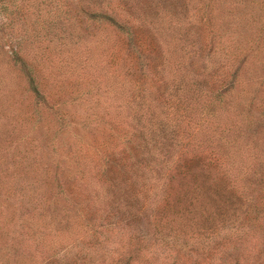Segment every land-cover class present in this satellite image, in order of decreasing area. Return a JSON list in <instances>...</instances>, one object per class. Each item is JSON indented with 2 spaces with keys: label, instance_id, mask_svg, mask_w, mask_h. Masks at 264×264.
Returning a JSON list of instances; mask_svg holds the SVG:
<instances>
[{
  "label": "rangeland",
  "instance_id": "obj_1",
  "mask_svg": "<svg viewBox=\"0 0 264 264\" xmlns=\"http://www.w3.org/2000/svg\"><path fill=\"white\" fill-rule=\"evenodd\" d=\"M56 3L52 0L51 6ZM218 9L226 20L237 17L230 29L247 38L237 49V44L230 48L227 43L226 52L234 55L238 94L251 109L252 139L261 135L264 142V0H218ZM34 10L31 7L25 15L28 23L36 21ZM54 15L43 9L39 18L47 21ZM1 23H8L2 15L0 27ZM42 25L39 33L44 40L40 37L39 44L35 41L27 51L33 56L42 49L39 77L48 103L53 113L59 108L69 123L60 131L50 112L41 110V121L27 132L31 97H21L18 88L0 92V120L7 122L0 127V264H234L235 259L264 264V180L259 179L264 170L253 168L247 179L246 171L232 175L231 187L219 186L218 196L211 195L187 219L165 218L155 233L135 219L116 216L117 201L102 214L101 207L82 205L89 198L77 191L71 168L65 173L68 201L73 203L62 198L52 183L55 170L48 157L53 147L41 153L31 151L36 148L32 142L49 133L59 150L54 152L69 160L67 165L75 157L96 162L110 157L127 131L124 110L123 118L120 115L122 81L130 82L136 91L143 78L137 58L128 55L121 42L109 37L107 44L96 47L94 42L106 32L93 25L81 27L73 14L65 24L70 36L60 26ZM25 30L34 33L29 24ZM200 32L204 50L217 60L218 38L211 41L206 27ZM9 33V28L0 30L5 51L16 44ZM145 61L151 70L160 64L154 53ZM145 81L152 87L158 78L145 73ZM216 133L219 138L218 129ZM199 137L204 141L206 130ZM125 197L137 206L134 193ZM144 246L152 252L149 259L140 258Z\"/></svg>",
  "mask_w": 264,
  "mask_h": 264
},
{
  "label": "trees",
  "instance_id": "obj_2",
  "mask_svg": "<svg viewBox=\"0 0 264 264\" xmlns=\"http://www.w3.org/2000/svg\"><path fill=\"white\" fill-rule=\"evenodd\" d=\"M51 2L0 0V15L8 22L1 23L0 30L9 28L10 38L16 43L12 50L5 51L0 42V92L18 88L21 97H31L33 112L27 132L41 121V110L50 112L60 131L69 123L59 108L53 113L48 103L39 77L42 49L33 56L27 51L42 38V24L60 26L70 36L65 24L73 14L81 27L89 29L93 25L105 31L106 37L94 42L96 47L107 44L109 37L121 42L126 53L137 58L143 78L137 92L130 82L122 81L120 115L124 110L127 131L124 142L112 149L110 157L104 156L99 162L75 157L67 165L69 160L54 152L59 150L49 133L35 142L30 140L36 145L31 151L41 153L53 147L48 157L55 170L52 183L65 201L69 200L65 172L71 168L77 191L89 198L82 205L101 207L102 214L117 201L120 207L116 216L135 219L155 233L165 218L187 219L211 195L218 196L219 186L231 187L232 175L246 171L247 179L253 168L263 173L264 142L261 135L256 141L252 139L251 109L238 94L239 70L231 58L234 55L226 52L227 43L230 48L237 44V49L247 38L231 31L237 17L226 20L218 9V0H57V6H51ZM31 7L37 16L36 21L28 23L25 15ZM43 9L48 15L51 11L56 15L42 21L39 16ZM27 24L33 26L34 33H26ZM204 27L211 41L218 38L217 60L211 59L213 55L201 45L200 30ZM153 53L159 56L160 64L151 70L145 60ZM145 73L158 78L152 87L145 81ZM5 125L7 122L0 120V127ZM205 130V140L196 139ZM47 168L46 164L44 170ZM259 179L264 180V174ZM133 193L137 206L125 197ZM145 246L139 255L149 259L152 252ZM234 264L242 263L235 259Z\"/></svg>",
  "mask_w": 264,
  "mask_h": 264
}]
</instances>
